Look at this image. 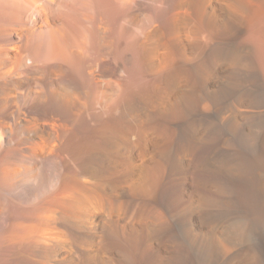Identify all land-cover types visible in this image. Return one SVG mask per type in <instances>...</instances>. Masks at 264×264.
<instances>
[{"label":"bare ground","instance_id":"6f19581e","mask_svg":"<svg viewBox=\"0 0 264 264\" xmlns=\"http://www.w3.org/2000/svg\"><path fill=\"white\" fill-rule=\"evenodd\" d=\"M0 264H264V0H0Z\"/></svg>","mask_w":264,"mask_h":264}]
</instances>
